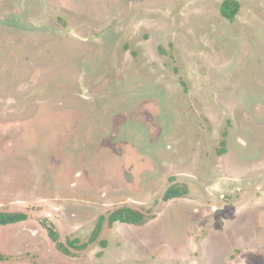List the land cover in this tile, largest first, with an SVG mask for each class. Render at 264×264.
I'll use <instances>...</instances> for the list:
<instances>
[{
  "label": "rangeland",
  "instance_id": "obj_1",
  "mask_svg": "<svg viewBox=\"0 0 264 264\" xmlns=\"http://www.w3.org/2000/svg\"><path fill=\"white\" fill-rule=\"evenodd\" d=\"M223 1L0 0V264H264V0Z\"/></svg>",
  "mask_w": 264,
  "mask_h": 264
},
{
  "label": "trees",
  "instance_id": "obj_2",
  "mask_svg": "<svg viewBox=\"0 0 264 264\" xmlns=\"http://www.w3.org/2000/svg\"><path fill=\"white\" fill-rule=\"evenodd\" d=\"M239 9H240V4L237 0H224L221 6V14L227 20H234L239 12ZM187 193H188V189L181 190L179 187H177L174 184L167 189L164 195V199L165 201H169L171 199L178 198ZM26 219H28V215L23 211H0V226L15 224L18 222L25 221ZM108 220L110 226L114 225L117 222L129 224V225L130 224L138 225L144 222L145 215L142 212L137 211L131 207H120L114 210L112 213H110V215L108 216ZM103 221H104V217H101V220L97 225L93 237L91 238L90 241H94L98 238L102 228ZM46 227L48 229V236L52 241L56 243V247L62 252L72 255L73 252L69 249V247L78 248V249L83 248V246L79 247L77 244H75L77 240L68 239L67 243H63L59 241V232L56 229H54L52 225L48 223H46ZM102 244L106 246V241H102ZM85 246L86 244L84 245V247ZM2 260H4V256L0 254V261Z\"/></svg>",
  "mask_w": 264,
  "mask_h": 264
},
{
  "label": "flooded vegetation",
  "instance_id": "obj_3",
  "mask_svg": "<svg viewBox=\"0 0 264 264\" xmlns=\"http://www.w3.org/2000/svg\"><path fill=\"white\" fill-rule=\"evenodd\" d=\"M102 217H104V221H103L102 228H101V231H100V233H99V236H98V238H97L96 240H94V241H90L91 238L93 237V234H94V232H95V229H96L97 225L99 224V222H100V220H101V217L99 218L98 223H97L96 226L94 227V229H93V233H92V235H91L89 241H88L87 243H85V244H86L85 247H84L85 244H82V245H80V246L78 245V243H79V241H80L79 238L71 239V240H77V242H76L75 244H77L79 247L83 246V248H79V250H80V249H85V248H87L90 244L95 243V242L99 239L100 234H101V232H102V229H103L105 223H107L109 227H112V226H113V225L110 226V224H109V220H108V217H106V216H102ZM67 240H68V239H67ZM102 241H106V240H102ZM102 241H101V244H102ZM66 243H67V242H66ZM88 243H89V244H88ZM87 244H88V245H87ZM107 245H108L107 241H106V246H104V245L102 244V246H104V247H107ZM57 249H58V248H57ZM77 249H78V248H77ZM58 250H59V249H58ZM59 251H61V250H59ZM61 252H62V251H61ZM63 253H64V252H63ZM64 254L70 256L69 254H66V253H64ZM73 255H74V253H73Z\"/></svg>",
  "mask_w": 264,
  "mask_h": 264
}]
</instances>
